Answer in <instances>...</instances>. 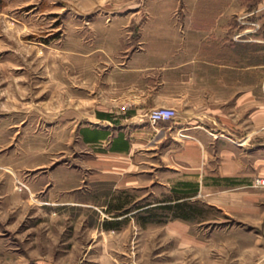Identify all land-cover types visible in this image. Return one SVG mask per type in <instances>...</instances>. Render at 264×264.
<instances>
[{
    "label": "rangeland",
    "instance_id": "rangeland-1",
    "mask_svg": "<svg viewBox=\"0 0 264 264\" xmlns=\"http://www.w3.org/2000/svg\"><path fill=\"white\" fill-rule=\"evenodd\" d=\"M241 1L0 0V264H179L190 257L197 264H244L243 245L252 241L244 233L254 236L251 229L201 199L187 200L196 210L185 231L200 240L194 254L183 256L171 226L177 218L149 211L171 195L167 177L174 173L149 166L152 181L139 189L96 181L92 155L76 140L81 122L119 109L142 84L172 92L176 36L183 39L187 24L204 22L209 11L240 9ZM256 30L236 32L225 49L191 43L182 56L228 59L222 71L243 74L239 85H252L254 76L255 94L259 77L263 143L264 27ZM221 99L231 121L252 120V100L241 106L234 95ZM162 150L152 151L150 161ZM253 186L264 188L255 180ZM129 200L127 211L114 209Z\"/></svg>",
    "mask_w": 264,
    "mask_h": 264
},
{
    "label": "crops",
    "instance_id": "crops-1",
    "mask_svg": "<svg viewBox=\"0 0 264 264\" xmlns=\"http://www.w3.org/2000/svg\"><path fill=\"white\" fill-rule=\"evenodd\" d=\"M241 3L240 9L209 11L204 22L194 20L193 24H187L183 39L176 36L178 72L172 92H166L161 84H142L139 92L123 96L124 102L117 103L119 109L98 110L93 118L81 122L76 140L81 151L92 155L89 162L97 168L96 181H110L121 188H144L152 181L149 166H164L174 173L167 177L169 191L175 181L194 183L197 186L194 195L176 201L201 199L233 217L238 225L251 229L254 236L244 233L246 240L251 237L252 241L243 245V262L264 264V188L253 186L256 178L264 176V142L258 115L260 79L257 77L255 94L254 76L252 85H239L244 80L243 74L222 71V66L230 64L228 59L199 52L182 56L191 43L196 49L219 46L225 49L235 44L236 32L250 36L259 31L255 29L264 27V0H242ZM218 38L223 40L221 44ZM155 54L163 57L164 50H156ZM235 57L232 62L239 63ZM214 68L218 71L213 72ZM230 94L237 97L236 104L241 106L252 100L256 111L251 121L246 124L231 121L223 113L221 98ZM155 107H172L177 116L173 120L150 123L146 114ZM99 112L114 113L117 117L107 119L100 117ZM158 148L163 149L162 154L150 161V154ZM132 202L129 200L125 206ZM186 222L177 218L171 226L185 247L178 251L183 256L187 252L191 256L195 253L191 251L192 246L200 239L185 231ZM224 237L228 240V234H222V240ZM178 263L197 264L191 257Z\"/></svg>",
    "mask_w": 264,
    "mask_h": 264
},
{
    "label": "trees",
    "instance_id": "trees-1",
    "mask_svg": "<svg viewBox=\"0 0 264 264\" xmlns=\"http://www.w3.org/2000/svg\"><path fill=\"white\" fill-rule=\"evenodd\" d=\"M100 117H106L107 119H115L117 117L114 113L99 112ZM171 195L165 197L162 200L158 201V204L152 209H149L151 212L160 211L161 213L169 214L172 218H180L183 220H191L194 218V211L196 206L194 204L188 203L186 200L176 201L179 198L187 197L194 195L197 191V186L194 183L184 182V181H175L171 185ZM126 201L118 202L114 209L127 211L129 208H125ZM150 212V213H151ZM144 220H147V216L141 217ZM114 226H106V229L113 228Z\"/></svg>",
    "mask_w": 264,
    "mask_h": 264
},
{
    "label": "built area",
    "instance_id": "built-area-1",
    "mask_svg": "<svg viewBox=\"0 0 264 264\" xmlns=\"http://www.w3.org/2000/svg\"><path fill=\"white\" fill-rule=\"evenodd\" d=\"M177 116L176 109L172 107H155L152 108L147 114L146 118L150 123H157L159 121L173 120ZM255 184L264 186V178H256Z\"/></svg>",
    "mask_w": 264,
    "mask_h": 264
}]
</instances>
